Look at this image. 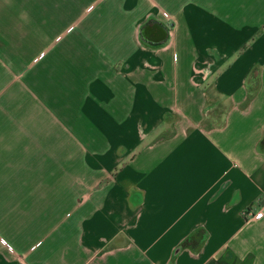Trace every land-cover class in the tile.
I'll use <instances>...</instances> for the list:
<instances>
[{
    "label": "crops",
    "instance_id": "obj_1",
    "mask_svg": "<svg viewBox=\"0 0 264 264\" xmlns=\"http://www.w3.org/2000/svg\"><path fill=\"white\" fill-rule=\"evenodd\" d=\"M263 135L264 0H0V264H264Z\"/></svg>",
    "mask_w": 264,
    "mask_h": 264
},
{
    "label": "rangeland",
    "instance_id": "obj_2",
    "mask_svg": "<svg viewBox=\"0 0 264 264\" xmlns=\"http://www.w3.org/2000/svg\"><path fill=\"white\" fill-rule=\"evenodd\" d=\"M83 9L84 8H82L80 6H73L71 8V14L73 16L72 18L76 19V17H80V15L83 12ZM94 11H96V8H94L93 11L91 13L89 12L88 14H93ZM66 24H67V22H64L60 19H57L55 21V23H53V26H57L58 28H60V27L65 26ZM68 25H70V24H68ZM80 25L84 26V19L82 20ZM72 26L73 25L67 26V27L71 28ZM75 43H79L78 40H75ZM47 44H48V42L45 39L41 40V46L45 47ZM33 52H34V50H25L24 61L19 60L16 56H10V62H15V63H13L14 66H11V68H10V77L16 78L17 73L21 74V76H22V74H24L25 85L29 86L30 88H32L31 84L33 82L32 80L34 77L33 76L34 64H36L38 62H43V61L47 62L49 60L54 61V59L52 57H54L55 60L59 61V62H66V60L68 61V63L84 62V54H81V55L75 54V52H73L71 50H55V51L51 50V52H53V53H51L50 55H49V53H50L49 50H39V52L42 54H39V55L37 54L36 56L34 54H32ZM45 52H47V55L43 54ZM22 66H23V68H25V71L22 70L23 69ZM41 77H42V75H41ZM25 89H26L25 93H27L28 88L26 87ZM54 89L57 92V93H55V95H57V100L64 99L63 96H61L59 94H64V97L67 95V94L65 95L64 92H61L57 88H54ZM72 99L73 98H71L70 100L67 99L70 102H67L66 104H65V102L64 103L57 102V111H66L65 107H67V109H69V110L70 109L73 110L74 108H76L75 107L76 104L74 102H72ZM68 123H70V125H72L74 127L84 126V122H82L80 119H76V118L68 120Z\"/></svg>",
    "mask_w": 264,
    "mask_h": 264
},
{
    "label": "built area",
    "instance_id": "obj_3",
    "mask_svg": "<svg viewBox=\"0 0 264 264\" xmlns=\"http://www.w3.org/2000/svg\"><path fill=\"white\" fill-rule=\"evenodd\" d=\"M260 213H261V211L260 210H257V211H254V212H247V214H248V216L250 217V218H257L259 215H260ZM1 239L3 240V241H5V239L3 238V237H1Z\"/></svg>",
    "mask_w": 264,
    "mask_h": 264
},
{
    "label": "trees",
    "instance_id": "obj_4",
    "mask_svg": "<svg viewBox=\"0 0 264 264\" xmlns=\"http://www.w3.org/2000/svg\"><path fill=\"white\" fill-rule=\"evenodd\" d=\"M259 146H260V148L264 147V135L262 136V138L259 141Z\"/></svg>",
    "mask_w": 264,
    "mask_h": 264
}]
</instances>
